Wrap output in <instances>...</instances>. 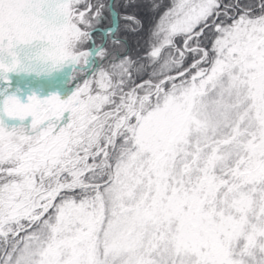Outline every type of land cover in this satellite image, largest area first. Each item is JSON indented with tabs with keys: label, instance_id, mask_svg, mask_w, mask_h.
I'll use <instances>...</instances> for the list:
<instances>
[{
	"label": "snow or ice",
	"instance_id": "1",
	"mask_svg": "<svg viewBox=\"0 0 264 264\" xmlns=\"http://www.w3.org/2000/svg\"><path fill=\"white\" fill-rule=\"evenodd\" d=\"M146 3L0 0V264H264V0Z\"/></svg>",
	"mask_w": 264,
	"mask_h": 264
},
{
	"label": "trees",
	"instance_id": "2",
	"mask_svg": "<svg viewBox=\"0 0 264 264\" xmlns=\"http://www.w3.org/2000/svg\"><path fill=\"white\" fill-rule=\"evenodd\" d=\"M141 6L137 9H132L131 11L136 12V14L145 21V23H149L153 19L152 13L149 11L148 4L146 0H138ZM161 2H166V0H161ZM145 33H140L139 35H129V47L132 50L133 54H135L138 50L143 48V37Z\"/></svg>",
	"mask_w": 264,
	"mask_h": 264
}]
</instances>
